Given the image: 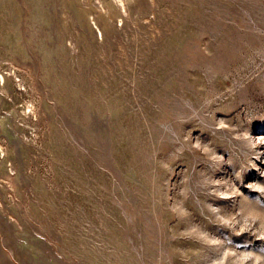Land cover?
<instances>
[{
    "label": "rangeland",
    "instance_id": "374dc122",
    "mask_svg": "<svg viewBox=\"0 0 264 264\" xmlns=\"http://www.w3.org/2000/svg\"><path fill=\"white\" fill-rule=\"evenodd\" d=\"M0 264H264V0H0Z\"/></svg>",
    "mask_w": 264,
    "mask_h": 264
},
{
    "label": "bare ground",
    "instance_id": "6f19581e",
    "mask_svg": "<svg viewBox=\"0 0 264 264\" xmlns=\"http://www.w3.org/2000/svg\"><path fill=\"white\" fill-rule=\"evenodd\" d=\"M116 1L121 3L122 0H116ZM122 6H124L123 2H122ZM1 77H2V76H1ZM258 138H259V137H258Z\"/></svg>",
    "mask_w": 264,
    "mask_h": 264
}]
</instances>
